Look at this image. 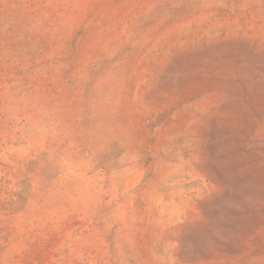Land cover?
<instances>
[{
    "label": "rangeland",
    "instance_id": "374dc122",
    "mask_svg": "<svg viewBox=\"0 0 264 264\" xmlns=\"http://www.w3.org/2000/svg\"><path fill=\"white\" fill-rule=\"evenodd\" d=\"M0 264H264V0H0Z\"/></svg>",
    "mask_w": 264,
    "mask_h": 264
}]
</instances>
